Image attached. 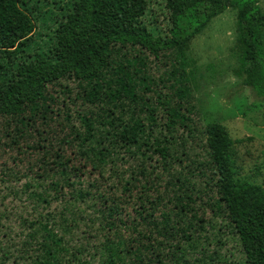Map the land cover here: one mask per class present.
Segmentation results:
<instances>
[{
    "label": "trees",
    "instance_id": "trees-1",
    "mask_svg": "<svg viewBox=\"0 0 264 264\" xmlns=\"http://www.w3.org/2000/svg\"><path fill=\"white\" fill-rule=\"evenodd\" d=\"M162 1L168 12L166 32L156 26V18L145 19L149 0H68L63 6L59 1V6L54 8L61 12L63 8V12L53 18L52 28L46 21V12L34 16L39 0H0V118L21 122L37 113L39 106L47 109L44 102L50 87L63 81L83 83L88 87L84 93L93 94V100L82 103L83 107L91 103L92 108L83 113L76 111V120L82 129L75 130L73 138L68 140L75 162L69 165L71 159L61 161L60 157L52 162L43 160L42 173L50 178L49 183H26L32 189L28 202L34 200L33 205L46 211L45 214L38 212L32 226L33 237L27 233L29 242L24 245L31 247L30 252L15 254L17 251L3 246L2 236L0 264L17 261L22 264H152L147 252L156 234L168 240L173 238L169 228L181 236L185 233L178 221L171 222L151 205L144 207L147 194L141 202L144 224L138 229L126 222L120 227L124 222L120 217L123 209L113 208L109 202L118 193L134 198L136 195L130 189L135 187L134 174L144 173V176L147 167L157 179L163 176V170L169 173L172 156L166 139L181 118H185L182 109L192 108V90L197 85V68L187 55L188 44L228 8L236 13L238 66L235 75L257 97L264 98V11L258 0ZM36 19L43 24V35H38L46 38L42 39L41 48L28 53V49L41 41L29 36ZM165 54L177 59L166 77L178 83L182 103L166 91L165 74L154 86L152 101L136 92V83L139 89H151L132 77L137 74L135 70L141 69L140 77L147 79V67L158 68ZM139 102L144 105L142 109L151 124L155 123L158 113L163 116L164 140L160 134L149 137L140 116L122 114L123 108L135 107ZM198 133L205 141V184L216 192L209 206L216 214L225 215L226 229L243 256L226 264H264V183H242L237 178L235 141L221 124H208ZM152 156L158 157L162 165L158 162L153 165ZM130 157L133 164L125 166ZM168 176L162 179L163 190L172 204H182L181 209L200 193L198 186L187 177ZM108 185L115 191L103 189ZM137 190L140 191L138 187ZM10 192L20 195L12 186ZM57 192H63L62 198H58ZM53 199H58V206L52 205ZM77 204L91 205L95 211L91 225L97 223L102 231L109 230L100 233L102 240L96 246L90 245L92 250L70 249L71 240L63 235L66 228L73 226L75 215L83 213L81 208H76ZM114 212L119 215L115 224L111 219ZM4 219L6 216L0 214V234L5 237L11 224L3 222ZM189 235L186 238L190 239ZM170 245L173 264L220 262L214 251L202 245H195V251L190 253H184L178 244ZM157 259L156 264H160L161 258L157 256Z\"/></svg>",
    "mask_w": 264,
    "mask_h": 264
},
{
    "label": "rangeland",
    "instance_id": "rangeland-1",
    "mask_svg": "<svg viewBox=\"0 0 264 264\" xmlns=\"http://www.w3.org/2000/svg\"><path fill=\"white\" fill-rule=\"evenodd\" d=\"M39 1L41 3L34 16H41L42 12H46V21L52 28L53 18L63 12V8L61 12L54 7L59 6V1L63 6L68 0ZM258 4L264 11V0H258ZM149 18L153 21L156 18V26L166 32L168 12L165 10L162 0H149L145 19ZM235 22V10L228 8L214 17L203 32L188 44L187 55L191 58L194 67L197 68V85L192 90V108L190 107L188 111L182 109L181 112L185 118H181L166 139L172 156L169 173L167 174L163 170V176L157 179L154 172L147 167L148 172L144 176V173L142 175L134 174L135 187L130 188L133 195H136L134 198L132 197L133 199L128 198L123 192L125 196H120L118 193L109 202L113 208L123 209L120 216L124 221L120 223L122 228L125 222L130 225L134 224L135 229L144 224L143 203L141 202L146 196L145 194L148 196V201L144 203L145 208L151 205L165 214V217L169 218L171 222L178 221V225H182V229L185 231L182 236L180 232L175 233L174 228L168 230L171 232L169 234L172 235V239L166 240L167 238L165 239L163 235L156 234V239L147 252L152 264H156L157 256L161 258L160 264H173L174 253H172L170 245L172 243L176 246L178 244L184 253L194 252L195 245H202V247L214 251L219 257L220 262L216 264L235 262L243 257L235 238L226 229L225 215L216 214L215 210L209 206L212 199L216 198V192L212 186L205 184L203 177L205 173L203 164L206 160L205 141L203 135L198 133L208 124H221L235 141L234 158L239 168L237 178L242 183H264V98L257 97L235 75L238 66ZM34 23L35 31H31L29 36L33 38L35 36L41 41H37L28 49V53L32 52L34 48H41L43 46L42 39L46 38L39 36L43 35L41 21L36 19ZM175 61L177 59H174V56L165 54L162 56L158 68L147 67V74H145L147 79L140 77L141 69L135 70L137 74L132 77L139 81L142 80L141 84L144 83L151 89L150 91L143 87L139 89L136 83V92L142 95L145 100L151 98L152 101L154 86L159 82L160 76L165 74L163 78L166 83V91L182 103L180 93L177 92L178 83H174L173 80L166 77V72L170 70L171 64ZM147 82L150 85H146ZM84 88L88 89L83 83L63 81L60 85L50 87L48 98L44 102L48 106L47 109L39 106L37 113H32L28 120L21 122L0 118V214L6 216L3 222L11 224L9 233H6L5 237L1 233L0 240L3 236V246L9 248L10 251H17L15 254L30 252L31 247L24 245V242H29L28 232L32 237L35 234L32 232V226L35 225L38 212L42 208L33 205V203L36 204L34 200L28 202L27 196L32 189L26 185L35 182L49 183L50 178L42 173L43 160L52 162L57 161L60 157L61 161L71 159L69 165L75 162L70 154L72 144L68 140L73 138L75 130L82 129L76 120V111L83 113L84 110L93 106L91 103L82 106L86 99L93 100V94L84 93ZM100 92H105V88L102 87ZM183 103L186 104L187 100L185 99ZM143 107L142 102H139L135 107L123 108L122 114L127 115L129 112V116L134 113L140 116L145 124L146 132L150 134L149 137L160 134L164 140L163 128H161L164 121L163 116L161 117L158 113L155 123L151 124L144 113L145 109H142ZM65 138L67 139L65 140ZM151 160L155 166L161 164L160 159L156 156H152ZM126 161L125 158L124 162ZM133 162L134 160L131 158L125 166H128L129 163L133 164ZM156 162L158 164H155ZM168 175L173 178L176 176L187 177L200 189V193L194 197V200L190 204H184L182 209V204L177 206L172 204L168 193L163 190L162 179ZM10 186L18 189L20 195L16 196L11 193ZM137 187L140 191L137 190ZM103 189L115 191L109 185L103 186ZM65 190L63 189V191ZM139 194L140 197L137 198ZM56 195L58 198H62L63 192H57ZM56 200L58 199L52 200L53 206H58L59 202ZM76 208H81L83 213L75 215L76 221L72 227L66 228L63 235L70 238V249L92 250L90 245L96 246L102 240L100 233H107L109 230L106 228L102 231L97 223L91 225L90 220L95 221V211L91 205L81 207L80 204H77ZM41 212L45 214L46 211L41 210ZM118 218V213L114 212L111 215L112 223L115 224ZM199 221L202 222L201 226ZM61 228L59 225L58 230ZM188 234H190V239H194L193 241L186 238ZM182 237L183 239H181ZM163 252L168 253L164 254ZM145 260L149 262L147 258ZM13 264H22V262L17 261Z\"/></svg>",
    "mask_w": 264,
    "mask_h": 264
}]
</instances>
